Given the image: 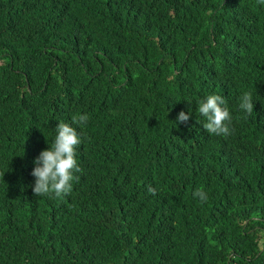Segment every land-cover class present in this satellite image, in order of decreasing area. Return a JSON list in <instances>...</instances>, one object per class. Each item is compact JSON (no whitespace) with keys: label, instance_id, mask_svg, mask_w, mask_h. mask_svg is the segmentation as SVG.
I'll return each mask as SVG.
<instances>
[{"label":"trees","instance_id":"obj_1","mask_svg":"<svg viewBox=\"0 0 264 264\" xmlns=\"http://www.w3.org/2000/svg\"><path fill=\"white\" fill-rule=\"evenodd\" d=\"M85 7L0 0V264H264V4ZM84 114L71 193L35 196V158Z\"/></svg>","mask_w":264,"mask_h":264},{"label":"clouds","instance_id":"obj_2","mask_svg":"<svg viewBox=\"0 0 264 264\" xmlns=\"http://www.w3.org/2000/svg\"><path fill=\"white\" fill-rule=\"evenodd\" d=\"M91 0H64L68 13L83 11L87 13L86 4ZM264 4V0H260ZM89 14V13H88ZM92 16V14H89ZM239 108L247 114L254 110L253 97L250 92H244L239 97ZM197 111L205 118L203 128L212 135L230 134L232 117L227 106V101L218 94H209L198 102ZM191 117V109L186 113L181 111L177 120L187 123ZM89 117L74 115L72 124L59 121L56 126V135L50 147L42 150L34 160V169L31 175L35 178L32 186L35 196H55L57 198L66 196L72 191V181L76 178L74 173L82 169L77 162V147L82 142V134L72 125L83 128ZM155 189L149 187V192L155 194ZM195 195L204 198L202 189H198Z\"/></svg>","mask_w":264,"mask_h":264}]
</instances>
